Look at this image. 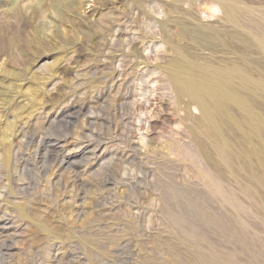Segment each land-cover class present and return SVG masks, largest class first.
Listing matches in <instances>:
<instances>
[{
	"label": "rangeland",
	"instance_id": "rangeland-1",
	"mask_svg": "<svg viewBox=\"0 0 264 264\" xmlns=\"http://www.w3.org/2000/svg\"><path fill=\"white\" fill-rule=\"evenodd\" d=\"M38 1L0 0V264H264V0ZM174 60L242 71L239 174Z\"/></svg>",
	"mask_w": 264,
	"mask_h": 264
},
{
	"label": "bare ground",
	"instance_id": "bare-ground-1",
	"mask_svg": "<svg viewBox=\"0 0 264 264\" xmlns=\"http://www.w3.org/2000/svg\"><path fill=\"white\" fill-rule=\"evenodd\" d=\"M13 2V1H12ZM66 2V1H65ZM70 2V1H69ZM38 3H42L41 0L38 1ZM67 3V2H66ZM72 5V4H71ZM50 6L53 7L56 11H59L61 6H62V0H50ZM39 11V10H38ZM184 32L188 34H192L193 37L198 39V41H201L200 39H204L208 34L205 32H202L200 30L194 29V28H188L184 30ZM31 34V33H30ZM35 35H37L35 33ZM34 36V34H33ZM41 37V36H40ZM233 37L237 38L238 41H240V37L233 35ZM35 38V37H34ZM37 39V38H36ZM241 42V41H240ZM224 44V41L221 42ZM226 43V42H225ZM201 45V44H200ZM194 53V52H193ZM193 57V56H192ZM195 58V57H194ZM260 59V58H259ZM196 60V59H195ZM196 64V61L195 63ZM207 64V63H206ZM168 65V64H165ZM199 65V64H198ZM184 66L180 60H174L171 63V71H167L168 79L172 85V88L176 91L178 95L186 94L192 101L197 103L201 110H202V118L204 120V124L207 125V127H210L212 130V135L214 138H217L218 140V146H219V151L222 157V160H224V163L232 168L231 170L235 171L236 173L239 174L240 169L242 167L240 166V158L237 155H234V153L231 151L230 146L228 144L226 139L224 140L223 138V129H226L229 127L232 123H236L237 120L233 116V109L232 105L234 104H239L241 105V102L243 101V98L241 99V94L240 92V86L242 82L241 75L239 72L241 70H236L233 74L231 71L228 70H220V71H206V70H201L200 72H193V73H188L185 71V69L182 67ZM212 66V65H211ZM199 67V66H198ZM207 67V66H206ZM221 67V66H220ZM195 69V68H194ZM208 69V67H207ZM242 72V71H241ZM240 72V73H241ZM168 81V80H166ZM241 93V94H240ZM183 96V95H182ZM191 105V104H190ZM194 108V107H193ZM236 110V109H235ZM243 111V110H241ZM244 112V111H243ZM219 116V117H218ZM251 115L249 113L246 114V119H250ZM220 118V119H219ZM194 120V119H193ZM195 121V120H194ZM194 123V122H193ZM238 123V122H237ZM236 123V124H237ZM196 124V123H195ZM200 124V123H199ZM235 124V125H236ZM196 127V126H195ZM198 127V126H197ZM223 127V128H222ZM202 128V127H201ZM199 129V128H198ZM231 131L235 130V128H228ZM233 129V130H232ZM229 130V132H230ZM234 133V132H233ZM225 134V133H224ZM192 135V134H191ZM237 135V134H236ZM193 136V135H192ZM211 140V139H210ZM231 141V140H230ZM198 142V141H197ZM235 143V142H234ZM239 143V142H238ZM231 144H233L231 142ZM202 145V144H201ZM240 146V145H239ZM236 147V146H235ZM193 150V149H192ZM238 151V150H237ZM245 153V152H244ZM252 154V153H251ZM202 158V156H201ZM217 161V160H216ZM238 163V167H234V163ZM252 162V161H251ZM250 163V162H249ZM208 164V163H207ZM221 165V164H220ZM218 164H214L212 166V169L216 175L218 173ZM247 166V165H246ZM221 167V166H220ZM226 167V166H225ZM222 168H224L222 166ZM211 169V170H212ZM255 168L249 167V172L251 173V182L252 186H255L258 184V176L257 174L253 171ZM222 170V169H221ZM226 172V171H225ZM243 172V171H242ZM224 173V172H223ZM222 173V175H223ZM219 174V173H218ZM213 175V174H212ZM214 175V176H215ZM220 175V174H219ZM213 176V177H214ZM218 176V175H217ZM224 176V175H223ZM221 176V177H223ZM195 177V176H194ZM245 177V176H244ZM224 178V177H223ZM217 179V178H215ZM209 180V179H207ZM199 181V180H197ZM202 181V180H201ZM206 181V180H205ZM222 181V180H221ZM243 181V180H242ZM197 183V182H195ZM209 183V182H208ZM207 183V184H208ZM227 183V182H226ZM201 184V183H200ZM250 184V183H249ZM248 184V185H249ZM212 188L214 187V192L219 195L221 199H225L226 197L230 200L231 204L234 207H238V202L232 201L234 195H229L227 196L226 191L223 189L221 190L220 186L214 182H211ZM227 185V184H226ZM230 185V184H229ZM262 185V184H261ZM196 186V185H195ZM225 186V185H224ZM259 186V185H258ZM205 187V186H204ZM208 187V186H207ZM231 187V186H230ZM193 188H195L193 186ZM225 188V187H223ZM229 188V187H227ZM238 189V188H237ZM235 189V190H237ZM244 189V188H243ZM166 190V189H165ZM234 190V191H235ZM212 191V190H210ZM242 191V190H241ZM258 191V190H257ZM209 192V190H208ZM233 192V191H232ZM239 192V191H237ZM210 193V192H209ZM231 193V192H230ZM170 194V193H169ZM212 194V193H211ZM232 194V193H231ZM253 194V193H252ZM256 194V193H255ZM208 195V194H207ZM237 195V194H235ZM259 195V194H258ZM174 196V195H173ZM212 196V195H211ZM248 196V195H247ZM250 196V195H249ZM251 197V196H250ZM223 199V200H224ZM253 199V197H252ZM258 201V199H257ZM241 202V200H240ZM260 202V201H258ZM214 203V202H213ZM220 203V202H219ZM191 205V204H190ZM261 205V203H260ZM229 206V205H228ZM224 207V206H223ZM240 207V206H239ZM252 207V206H250ZM257 207V205H256ZM262 207V205H261ZM260 207V208H261ZM232 208V207H231ZM220 209V208H219ZM226 209V208H225ZM237 209V208H236ZM245 209V207H244ZM255 209V208H254ZM212 210V209H211ZM246 210V209H245ZM260 210V209H259ZM193 211V210H192ZM234 211V210H233ZM211 212V211H210ZM212 213V212H211ZM248 213V212H247ZM217 214V213H216ZM233 214V213H232ZM259 214V213H258ZM170 215V214H169ZM168 215V218H169ZM208 215V213H207ZM213 215V214H212ZM237 215V214H236ZM235 215V216H236ZM241 215V214H240ZM243 215V214H242ZM260 215V214H259ZM217 216V215H216ZM244 216V215H243ZM223 217V216H222ZM232 217V216H231ZM221 218V217H220ZM170 219V218H169ZM168 219V220H169ZM234 219V218H233ZM244 221V220H243ZM264 221V220H263ZM169 222V221H168ZM246 222V221H245ZM244 222V223H245ZM236 223V222H235ZM240 223V220H239ZM247 224V223H246ZM168 225V224H167ZM236 225V224H235ZM249 225V224H248ZM169 226V225H168ZM172 226V225H171ZM234 227V226H233ZM173 228V226H172ZM243 230V229H242ZM184 232V231H183ZM173 233V232H172ZM187 234V233H186ZM174 235V233H173ZM176 236V235H175ZM179 236V235H178ZM180 237V236H179ZM182 239L184 237H181ZM256 238V236H255ZM179 239V238H178ZM189 239V238H188ZM181 240V239H179ZM178 241V240H177ZM176 242V241H175ZM181 243V242H180ZM176 244V243H175ZM179 244V243H178ZM182 245V244H181ZM171 246V245H170ZM179 246V245H178ZM189 246V245H188ZM187 246V247H188ZM176 247V246H175ZM181 247V246H180ZM179 247V248H180ZM207 248V247H206ZM212 248V247H211ZM196 249V248H195ZM205 249V248H204ZM208 249V248H207ZM210 249V248H209ZM205 251L204 253H198L195 251L190 250L189 248H185V255L184 257L181 258L180 263L181 264H233L231 261H229L227 258L223 257H217L214 255L210 250ZM215 249V248H214ZM198 251V250H197ZM221 252V251H220ZM219 252V253H220ZM172 253V252H171ZM175 253V252H174ZM221 255V254H220ZM176 256V255H175ZM228 256V255H227ZM230 256V255H229ZM235 256V255H233ZM226 257V256H225ZM179 257H177L178 259ZM236 258V257H235ZM175 264L179 263L176 262ZM173 261V262H174ZM158 263V262H157Z\"/></svg>",
	"mask_w": 264,
	"mask_h": 264
}]
</instances>
